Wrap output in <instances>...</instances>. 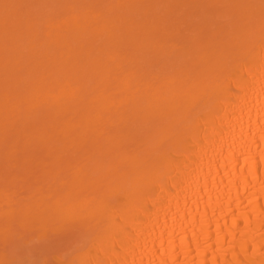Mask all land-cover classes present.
I'll list each match as a JSON object with an SVG mask.
<instances>
[{
  "label": "bare ground",
  "instance_id": "1",
  "mask_svg": "<svg viewBox=\"0 0 264 264\" xmlns=\"http://www.w3.org/2000/svg\"><path fill=\"white\" fill-rule=\"evenodd\" d=\"M107 1L0 0V159L81 158L2 201L0 235L82 225L55 264H264V0Z\"/></svg>",
  "mask_w": 264,
  "mask_h": 264
},
{
  "label": "rangeland",
  "instance_id": "2",
  "mask_svg": "<svg viewBox=\"0 0 264 264\" xmlns=\"http://www.w3.org/2000/svg\"><path fill=\"white\" fill-rule=\"evenodd\" d=\"M80 161L79 157L71 159L69 163L57 165L51 163V159L45 158L31 163L26 161L25 164L20 160L12 166L11 163L5 164L1 158L0 204L6 198L20 201L27 199L38 185L51 181V177H56L58 174L60 178L69 176L74 171L72 167L74 168ZM67 164H70L68 168L65 167ZM57 177L55 179L60 180ZM89 235L82 225L72 226L70 222L59 221L44 233L35 225L24 229L13 226L9 235H0V264H43L45 259H48L47 264H55L51 259L52 256L70 257L86 246Z\"/></svg>",
  "mask_w": 264,
  "mask_h": 264
}]
</instances>
